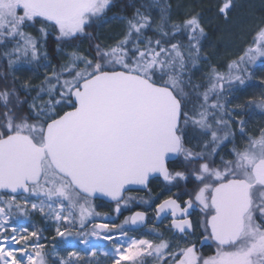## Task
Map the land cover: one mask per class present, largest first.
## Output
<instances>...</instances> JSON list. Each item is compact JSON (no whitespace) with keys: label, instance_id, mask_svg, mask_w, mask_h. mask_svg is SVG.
I'll return each mask as SVG.
<instances>
[{"label":"snow or ice","instance_id":"6c2138e0","mask_svg":"<svg viewBox=\"0 0 264 264\" xmlns=\"http://www.w3.org/2000/svg\"><path fill=\"white\" fill-rule=\"evenodd\" d=\"M256 11L0 0V264H264V125L249 128L264 92L233 103L264 88ZM41 70L39 83L18 75ZM153 182L177 191L155 203ZM141 190L148 199L129 194ZM100 199L130 214L114 223Z\"/></svg>","mask_w":264,"mask_h":264},{"label":"trees","instance_id":"16d2710c","mask_svg":"<svg viewBox=\"0 0 264 264\" xmlns=\"http://www.w3.org/2000/svg\"><path fill=\"white\" fill-rule=\"evenodd\" d=\"M250 2L253 5H255V7L257 9V11H256V16L257 17L264 15V12H261L259 10L260 9V5L262 3V0H250ZM217 23L220 24L221 27H223L222 22L217 21ZM113 29H114V25H110V26H108L107 32L106 31H102V28L99 29L98 31H99L100 34H103V35L106 34L107 35L111 31H113ZM217 34H219V33H217ZM242 46H243V39H239V40H233V42L231 44H229L227 46V48L220 47L219 51H220L221 55L219 57H214L213 58V63H216V62L219 61L221 64H223L224 61H226L230 56L234 58L235 55L237 54L238 49L240 47H242ZM0 70H2V69H0ZM36 76L40 77L39 79H36V83H39L40 79H42L43 71L41 70V72L38 75H36ZM256 76H257V78H259L261 76H264V71H259L258 70L256 72ZM256 82L257 83L259 82L258 79L253 81L254 84H256ZM260 88L261 87H250V88H248L247 91H245L243 93V95H241L240 98L237 100V103H240L241 101L246 100L250 96L259 97L260 93L264 92V88H262L261 90H260ZM259 125H264V117L257 116L255 119L252 120V122L249 125V128L255 130ZM212 251H213L212 249L205 247V250L203 252L205 254H211Z\"/></svg>","mask_w":264,"mask_h":264},{"label":"flooded vegetation","instance_id":"af4514ba","mask_svg":"<svg viewBox=\"0 0 264 264\" xmlns=\"http://www.w3.org/2000/svg\"><path fill=\"white\" fill-rule=\"evenodd\" d=\"M259 67L260 66L257 65V68H259ZM21 73H20L21 78L31 76L34 83H36V79L40 78L39 76L33 75L30 71H25V72H21ZM151 188H152L151 196L157 197V199L155 200V203H159L160 200L166 199L168 196L173 195L177 191L176 189H172L171 191L165 190L163 188V185L159 182H153V184L151 185ZM129 194L134 195V196H138V197H143L144 199H148L149 195H150L145 190L133 191ZM183 198L186 199L187 197H183ZM95 203L97 204V211H99L101 213H109L112 217H114L113 222L117 223V224H119L124 219V216H127L130 214L129 210L123 209L122 214L119 216H116V214L112 212V208L114 207V204L107 201L106 199L96 200ZM155 203L152 204L151 208L147 209L150 217H152L154 215ZM131 208L133 211L145 210L146 206L138 204L136 202H133ZM167 223H168V221H165L164 225H166ZM164 225H157V227L163 228ZM204 250H205V248L202 249V251H204Z\"/></svg>","mask_w":264,"mask_h":264},{"label":"rangeland","instance_id":"374dc122","mask_svg":"<svg viewBox=\"0 0 264 264\" xmlns=\"http://www.w3.org/2000/svg\"><path fill=\"white\" fill-rule=\"evenodd\" d=\"M108 26L110 25H105L103 28H102V31H106L107 32V29H108ZM109 32V31H108ZM103 35V34H102ZM106 35V34H105ZM18 75H20V73H18ZM197 78L199 79L200 78V74H197ZM256 84H258L256 82ZM262 88H260L261 90ZM260 93V92H259ZM233 103H237V100H233ZM34 222L36 223H40V217L39 216H36L34 217ZM43 226V225H41ZM54 233L52 232L51 228L49 229V231L45 232L44 235L47 236V237H50L51 235H53ZM130 235H139V233H130ZM104 243H108V242H104ZM49 248H50V245H49ZM64 255H66V253H62ZM101 260H104L103 257H101ZM105 264H110V262H105Z\"/></svg>","mask_w":264,"mask_h":264},{"label":"water","instance_id":"95a60500","mask_svg":"<svg viewBox=\"0 0 264 264\" xmlns=\"http://www.w3.org/2000/svg\"><path fill=\"white\" fill-rule=\"evenodd\" d=\"M110 202V201H109Z\"/></svg>","mask_w":264,"mask_h":264}]
</instances>
